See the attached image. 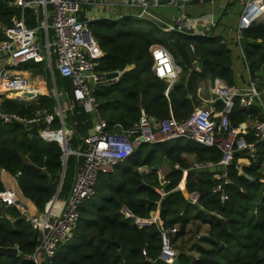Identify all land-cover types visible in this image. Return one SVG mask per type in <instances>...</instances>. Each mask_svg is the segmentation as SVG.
I'll return each instance as SVG.
<instances>
[{
	"label": "trees",
	"instance_id": "16d2710c",
	"mask_svg": "<svg viewBox=\"0 0 264 264\" xmlns=\"http://www.w3.org/2000/svg\"><path fill=\"white\" fill-rule=\"evenodd\" d=\"M13 1L0 0V24L8 25L11 18L18 17L20 10ZM24 13L26 25L32 26L30 11L25 9ZM88 29L101 51L96 69L120 71L117 80L92 92L98 103L97 115L107 131L115 125L122 130L129 128L140 113L161 120L170 112L175 119H183L199 102L197 81L218 78L231 83L230 51L219 36L166 30L146 18L130 15L96 18L89 21ZM151 44L165 47L180 68V77L166 94V83L151 72ZM240 47L250 77L259 76L264 71V23L252 22L243 29ZM192 60L199 70L194 69ZM44 67L43 62L30 61L19 69L41 74ZM52 74L56 89L64 90L67 96L70 108L63 114L62 123L72 131L69 146L75 149L90 131L93 114L73 100L69 80L60 77L53 65ZM53 104L50 94L38 96L32 108L1 99L5 111L27 115L36 108L51 110ZM214 106L217 110L222 107L220 102ZM254 117H259L257 106L242 108L235 100L227 113L231 125ZM50 126L60 127L59 120L54 118ZM40 127V121L29 126L0 122V169L14 177L17 196L29 200L39 212L54 195L61 171V149L38 136ZM246 155L245 150L234 152L227 167L231 183L224 187L226 199L219 201L218 195L211 193L214 171L190 167L193 160L215 164L220 157L215 146L181 138L139 144L111 171L97 175L94 194L78 209L72 238L57 245L49 264H164L156 259L160 249L157 222L136 224L152 213L163 229L175 227L169 234L172 245L188 234L187 244L175 248L174 264H264V174L260 173L264 144H258L257 160L238 172L236 159ZM158 156L169 166L160 186L154 172L137 171ZM79 162L80 157L66 156L57 198L66 197ZM174 163L179 169L172 167ZM182 169L184 181L178 189ZM192 191L198 193L196 205L189 204L183 195ZM191 221H198L196 233L205 225L206 235L195 238L196 233L187 228ZM36 236L15 207L0 202V246H14L18 251L16 256L0 255V264H34L25 256L33 252Z\"/></svg>",
	"mask_w": 264,
	"mask_h": 264
},
{
	"label": "built area",
	"instance_id": "2783aa9c",
	"mask_svg": "<svg viewBox=\"0 0 264 264\" xmlns=\"http://www.w3.org/2000/svg\"><path fill=\"white\" fill-rule=\"evenodd\" d=\"M189 1L14 0L12 2L13 5L19 7L18 17L11 18L8 25L0 24L2 35L0 40V122H17L29 126L40 121L41 127L38 130V136L41 139L53 141L60 149L67 150V154L80 157L67 195L61 201L59 208L51 207L52 202L56 200H48L41 212L30 214L26 204L17 196L14 188L0 190V202L15 207L37 233L33 252L25 256L34 264H49L57 245L72 238L78 209L85 200L94 194L97 175L111 171L114 165L124 161L139 144L181 138L190 139L206 146H215L220 152V157L215 164L193 160L190 167L201 168V170L212 167L215 184L211 188V193L217 194L219 201L226 199L224 187L231 183L227 176V167L232 161L234 152L245 150L249 162L257 160L258 144H264V107L261 106L259 117L247 118L238 125L229 123L227 113L234 100L239 107L248 108L258 102L260 92L264 93V73L250 77L240 47L242 30L252 22L264 23V0H242V9L238 15L234 38L247 72L244 80L246 88L241 92L230 91L223 80H216L211 91L221 101L222 107L219 110L212 113L206 106H197L180 120L175 119L170 112L166 118L161 120L140 113L137 121L129 128L122 130L118 125H115L110 131L105 129L104 120L97 115L98 103L92 94L94 88L117 80L120 71L115 72V77L107 78L106 72L96 69L101 51L88 30V23L102 16L94 17L92 12L103 14L105 18L114 19L121 15L110 17L111 9L136 8L139 13L135 16L143 17V13L148 9L157 7L162 2L182 8ZM25 9L30 11L31 19L34 22L32 26L26 25ZM216 21V17L212 14L189 16L178 12L167 23L159 27L166 30L204 34L205 31L198 25L205 23L209 28H212L216 25ZM49 29L52 31L51 37L48 33ZM220 42L224 43V40L220 38ZM189 49L192 51L191 45H189ZM148 52L152 60L151 72L166 83L163 90V93L166 94L170 85L177 79L180 68L174 63L170 52L165 47L151 44L148 47ZM51 55L54 57L53 63ZM30 61L45 64L39 77L41 81L46 82V85L49 81L54 85L53 65L60 77L69 80L73 100L81 105L85 112L93 114L94 121H92L90 132L81 139V143L75 149H71L69 146L72 131L62 123L63 114L70 108L66 102L59 101V97L63 93L56 87L55 90L50 88V83L47 88L42 90L40 84L35 85L32 82V75L38 77L35 74L11 71V68L19 67ZM191 62L194 69L199 70L195 60ZM25 92L30 93L31 96H24ZM48 93L54 100L51 110L36 108L31 111L30 115H27L7 112L1 107V99L5 98L32 108L37 104L35 102L38 96L48 95ZM32 103L34 105L30 106ZM54 118L59 120L60 127L52 128L50 126ZM172 167L179 169L177 163L172 164ZM137 169L142 173L147 172L144 165ZM184 173L185 170L182 169V174ZM177 187L179 189L181 186ZM183 195L189 204L196 205L198 203L196 191L183 192ZM153 218L138 220L136 224L141 226L143 221L157 222L160 233V249L156 259L164 264H174L176 253L169 234L175 231V227L169 230L163 229L159 221H154ZM205 235L206 231H203L195 234V238Z\"/></svg>",
	"mask_w": 264,
	"mask_h": 264
},
{
	"label": "crops",
	"instance_id": "0c3cea01",
	"mask_svg": "<svg viewBox=\"0 0 264 264\" xmlns=\"http://www.w3.org/2000/svg\"><path fill=\"white\" fill-rule=\"evenodd\" d=\"M242 3H243L242 0H207V1L190 0L188 3L184 4L182 8H177V7L170 6L162 2L159 6L148 9L147 12L143 13L144 16L142 18H146L154 22L156 25L160 26V25L167 23L169 19L173 17L174 15H176L178 12H183L184 14L189 15V16H197L200 14H212L213 16H215L217 21L214 27L209 28L205 23H200L198 26L202 27L205 33H208L214 36H219L221 39L224 40V44L230 51V62H231V71H232L231 83L229 85L226 83L225 84L229 88L230 91L241 92L243 91V89L246 88V84L244 80L247 75V72L244 68V64L240 56V50L234 38V31L237 25L238 15L242 9ZM239 6H240V9H239ZM109 12H110L109 16L112 18H114L118 14L135 16L139 13V11H137L136 8H124V9L123 8H116V9L113 8ZM92 15L94 17L96 16L104 17L103 14H99L95 12H92ZM11 71L12 72H16V71L30 72L32 74H35L38 77H35L32 75V82L35 85L40 84V87L42 88V90L47 88V85L50 83L49 81L48 84L46 85V82H43L40 80L41 78L39 77V73L33 70L19 69V67H16V68H11ZM262 73H264V71H260L259 75H262ZM179 77H180V72H179L177 79ZM216 80H220V79L214 78L211 80L208 78H204V79L197 81V97L199 99V102L197 103L195 107L206 106L212 111V113L217 111L214 105L219 102L221 103V101L211 91L213 83ZM172 84L170 86H172ZM35 103H37V100ZM254 105L257 106L258 112H260L261 106L264 107V93H261V92L259 93L258 102H256ZM188 157L190 158L191 156L189 155ZM236 164L238 165L236 167L238 169V172H241V168L248 166L249 161L246 157H239L236 159ZM261 169H264V162L261 165ZM194 170H201V168H196V169L194 168ZM0 180L2 182L3 188L17 189L15 179H13L12 176H10L8 173H6L3 170L0 171ZM183 181L184 180H182V182ZM18 197L21 198V200L26 204L28 212L30 214H36L39 212L29 200L23 199L19 195ZM64 198L65 196L59 199L58 202L56 201L52 202L51 207L53 206V209L59 208L61 201ZM155 216L156 214L151 215V217H155ZM201 227H202V231L206 230L205 225H202ZM186 237H188V234H186L183 238L186 240L187 239Z\"/></svg>",
	"mask_w": 264,
	"mask_h": 264
},
{
	"label": "rangeland",
	"instance_id": "374dc122",
	"mask_svg": "<svg viewBox=\"0 0 264 264\" xmlns=\"http://www.w3.org/2000/svg\"><path fill=\"white\" fill-rule=\"evenodd\" d=\"M239 9H240V6H239ZM89 30V29H88ZM48 33H49V36L51 37V29L48 30ZM51 59H52V63H53V60H54V57L53 55H51ZM53 76V74H52ZM54 80V79H53ZM55 85V84H54ZM50 88H52V83H50ZM63 95H61V97H59V101L62 103V102H66L67 101V96L66 94H64V90H60ZM49 94V93H48ZM68 102V101H67ZM67 104V103H66ZM34 104L32 103L30 106H33ZM29 107V106H28ZM94 117V116H93ZM92 121H94V118H92ZM73 149V148H72ZM68 155H71V154H68ZM67 155V156H68ZM146 167V170L147 172H154L156 174V178H157V181H158V184L159 186L160 185H163L164 184V180L162 179L163 176L166 174V172L168 171L169 169V166L167 165V163H165L164 159L160 156L157 157V160L154 161L151 165H145ZM152 168H155V170H151ZM138 171V170H137ZM146 172V173H147ZM142 173V172H141ZM261 174H264V169H261L260 171ZM185 174V173H184ZM184 174H182L181 178H180V181L178 182V185L182 186V180H183V176ZM177 185V186H178ZM158 188V187H156ZM178 188V187H177ZM160 190V189H158ZM56 202L59 201V198H55ZM155 213L151 214V215H154ZM150 219V218H149ZM149 219H145V220H149ZM198 224V221H191L188 225H187V228H189L190 232H195V225ZM202 227H200L198 233H202ZM197 234V233H196ZM187 238V237H186ZM189 241V239L185 240L183 237L182 238H179L175 243H173V247L174 249L180 245V243L186 245L187 242Z\"/></svg>",
	"mask_w": 264,
	"mask_h": 264
},
{
	"label": "water",
	"instance_id": "95a60500",
	"mask_svg": "<svg viewBox=\"0 0 264 264\" xmlns=\"http://www.w3.org/2000/svg\"><path fill=\"white\" fill-rule=\"evenodd\" d=\"M107 78H113V77H115L116 76V74H115V72H110V73H107L106 75H105ZM52 89L53 90H55V86L53 85V83H52ZM24 96H26V97H29V96H31V94L30 93H24L23 94ZM1 97V96H0ZM18 102V101H17ZM20 103V102H19ZM66 154H67V150H65V149H61V157H62V159H61V171H60V175H59V181H58V185H57V187H56V190H55V193H54V195L52 196V198L50 199V201H53V200H55V198H56V196H57V193H58V191H59V188H60V185H61V181H62V177H63V173H64V167H65V160H66ZM238 165L236 164V167H237ZM210 170H212V167L211 168H209ZM154 219V221H157V218L156 217H154L153 218ZM136 221H138V220H136ZM153 221H150V222H145V221H143V222H141V224L142 225H145V224H148V223H152ZM17 248L16 247H14V246H11V247H2V246H0V255H5V256H16L17 255Z\"/></svg>",
	"mask_w": 264,
	"mask_h": 264
}]
</instances>
